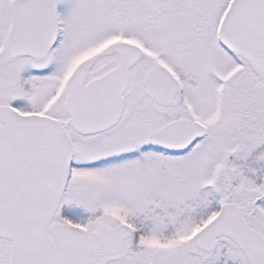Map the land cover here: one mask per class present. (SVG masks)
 I'll return each instance as SVG.
<instances>
[{
  "label": "snow or ice",
  "instance_id": "snow-or-ice-1",
  "mask_svg": "<svg viewBox=\"0 0 264 264\" xmlns=\"http://www.w3.org/2000/svg\"><path fill=\"white\" fill-rule=\"evenodd\" d=\"M0 264H264V0H0Z\"/></svg>",
  "mask_w": 264,
  "mask_h": 264
}]
</instances>
